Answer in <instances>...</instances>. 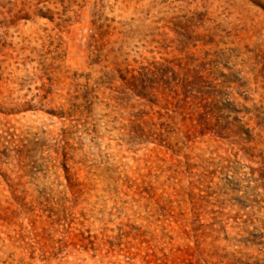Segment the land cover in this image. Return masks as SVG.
<instances>
[{"label": "rangeland", "instance_id": "374dc122", "mask_svg": "<svg viewBox=\"0 0 264 264\" xmlns=\"http://www.w3.org/2000/svg\"><path fill=\"white\" fill-rule=\"evenodd\" d=\"M0 264H264V0H0Z\"/></svg>", "mask_w": 264, "mask_h": 264}, {"label": "trees", "instance_id": "16d2710c", "mask_svg": "<svg viewBox=\"0 0 264 264\" xmlns=\"http://www.w3.org/2000/svg\"><path fill=\"white\" fill-rule=\"evenodd\" d=\"M158 74V73H157ZM139 75H142L143 76V74H139ZM162 76V75H161ZM159 77L158 79H157V81H158V83H162L163 84V79H162V77ZM121 78V80L124 82V84L126 85L127 84V86H128V88L133 92V93H135L136 95H143L141 92H139L138 91V88L139 89H143V87H141L142 85H135L134 84V82H135V80L137 79L136 77H132L129 81L125 78V77H120ZM139 82H141V80H139ZM140 86V87H139Z\"/></svg>", "mask_w": 264, "mask_h": 264}]
</instances>
